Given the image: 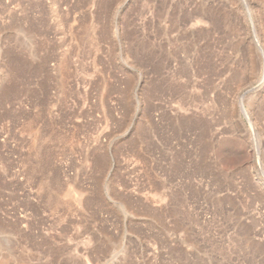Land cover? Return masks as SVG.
Segmentation results:
<instances>
[{"label": "rangeland", "instance_id": "obj_1", "mask_svg": "<svg viewBox=\"0 0 264 264\" xmlns=\"http://www.w3.org/2000/svg\"><path fill=\"white\" fill-rule=\"evenodd\" d=\"M0 264H264V0H0Z\"/></svg>", "mask_w": 264, "mask_h": 264}, {"label": "bare ground", "instance_id": "obj_2", "mask_svg": "<svg viewBox=\"0 0 264 264\" xmlns=\"http://www.w3.org/2000/svg\"><path fill=\"white\" fill-rule=\"evenodd\" d=\"M62 143V142H61ZM68 190V189H67ZM67 195V194H66ZM65 197V196H64Z\"/></svg>", "mask_w": 264, "mask_h": 264}, {"label": "water", "instance_id": "obj_3", "mask_svg": "<svg viewBox=\"0 0 264 264\" xmlns=\"http://www.w3.org/2000/svg\"><path fill=\"white\" fill-rule=\"evenodd\" d=\"M245 113V112H244Z\"/></svg>", "mask_w": 264, "mask_h": 264}]
</instances>
